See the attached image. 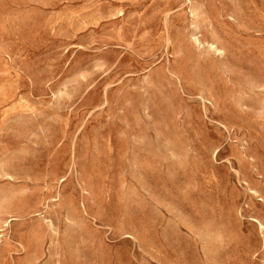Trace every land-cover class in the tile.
I'll return each instance as SVG.
<instances>
[{"label": "rangeland", "instance_id": "obj_1", "mask_svg": "<svg viewBox=\"0 0 264 264\" xmlns=\"http://www.w3.org/2000/svg\"><path fill=\"white\" fill-rule=\"evenodd\" d=\"M0 264H264V0H0Z\"/></svg>", "mask_w": 264, "mask_h": 264}, {"label": "bare ground", "instance_id": "obj_2", "mask_svg": "<svg viewBox=\"0 0 264 264\" xmlns=\"http://www.w3.org/2000/svg\"><path fill=\"white\" fill-rule=\"evenodd\" d=\"M261 224V226H262V223H260Z\"/></svg>", "mask_w": 264, "mask_h": 264}]
</instances>
